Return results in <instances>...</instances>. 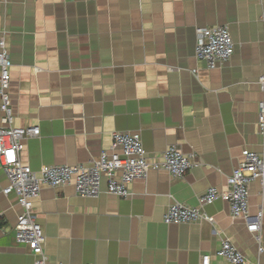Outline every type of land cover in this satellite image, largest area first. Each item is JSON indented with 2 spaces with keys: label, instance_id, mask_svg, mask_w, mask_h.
Masks as SVG:
<instances>
[{
  "label": "crops",
  "instance_id": "0c3cea01",
  "mask_svg": "<svg viewBox=\"0 0 264 264\" xmlns=\"http://www.w3.org/2000/svg\"><path fill=\"white\" fill-rule=\"evenodd\" d=\"M223 26L234 45L223 66L195 58L196 30ZM9 69V107L0 128L39 129L23 142L22 165L89 166L114 133H139L149 161L176 148L195 165L182 179L150 171L119 198L77 196L71 185L43 187L33 216L49 264H229L216 252L224 239L249 264H264V180L248 188L251 216L262 214L261 248L226 202L199 206L226 179L244 150L264 158V0H0V39ZM0 163V264H33L16 244L21 209L4 195ZM177 202L213 223L162 222Z\"/></svg>",
  "mask_w": 264,
  "mask_h": 264
},
{
  "label": "built area",
  "instance_id": "2783aa9c",
  "mask_svg": "<svg viewBox=\"0 0 264 264\" xmlns=\"http://www.w3.org/2000/svg\"><path fill=\"white\" fill-rule=\"evenodd\" d=\"M196 38L195 58L204 63L207 69L213 70L223 66L232 57L234 45L226 27L197 29ZM10 67L8 52L2 38L0 39V111L8 124L13 120L8 95ZM260 82L263 84L264 78H261ZM258 117L260 130L263 131V103H260ZM36 137H39V129L36 127L0 128V163L7 181L3 194L6 196L13 194L17 197L21 213L16 218L14 239L16 244L30 250L34 258L33 264H49L44 252L45 238L33 216L34 201L39 197L43 187L54 189L71 185L77 196L96 198L102 192L104 181L105 193L126 198L130 194L129 186L135 180L146 179L150 171H165L179 180L195 167L191 158L184 156L173 147L163 152L160 160L149 161L139 133H114L109 150H103L97 159L89 162L87 167L45 166L38 172H33L28 166L21 164L19 154L23 150V142ZM256 180L263 184L264 158L244 150L242 161L226 179L227 191L220 193L209 189L198 199V203L201 207L216 199L226 202L230 217L232 220H243L246 230L256 242L257 253L260 255L263 252L260 245L262 214L260 210L256 216H251L248 204V188ZM197 221L213 223L212 218L199 208H190L177 202L168 206L162 219L165 225H182ZM216 256L229 264H249L244 255L227 239L220 242ZM201 264H209V256H202Z\"/></svg>",
  "mask_w": 264,
  "mask_h": 264
}]
</instances>
